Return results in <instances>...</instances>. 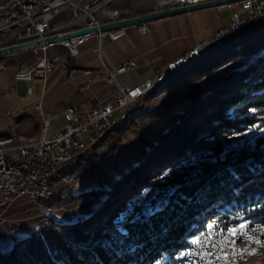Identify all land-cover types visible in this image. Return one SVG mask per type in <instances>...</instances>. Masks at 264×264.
<instances>
[{
  "label": "trees",
  "instance_id": "obj_1",
  "mask_svg": "<svg viewBox=\"0 0 264 264\" xmlns=\"http://www.w3.org/2000/svg\"><path fill=\"white\" fill-rule=\"evenodd\" d=\"M262 32L249 37L252 39L239 51L229 48L220 58L208 60L200 71L190 70L201 65L195 63L160 83L145 100L151 94L169 91L185 81L203 79L239 59L263 52L255 64L227 71L215 87L203 93V99L191 98L183 111L174 114L177 119L152 141L148 130L137 125L135 119L146 116L149 121H158L167 116L168 110L147 106L129 112L128 127L122 131L112 129L113 138L109 137L110 131L86 159H79L66 169H75L69 179L91 174L103 155L118 152L126 133L139 129L143 145L135 150L133 161L127 163L125 171L111 181L109 188L85 191L70 199L73 203L87 194H105L113 201L101 207L95 216L75 223L58 225L50 219L40 233L34 232L10 250L0 251V264H172L190 245V233L198 232L201 227L196 226L206 218L225 219L228 224L264 222V134L255 137L251 144L233 142L234 137L255 128L260 120L259 109L264 108ZM247 39L229 45H240ZM148 141L149 147H145ZM103 147L105 152L100 155L98 150ZM178 167L184 171L177 172ZM187 169H192L189 177ZM61 172L50 178L51 187L61 181ZM168 186L174 187L172 193L156 208L150 207L136 218H123L114 226L120 212L130 210L124 194L134 198ZM62 201L54 196L43 205L53 208ZM94 223L97 228L93 231Z\"/></svg>",
  "mask_w": 264,
  "mask_h": 264
},
{
  "label": "built area",
  "instance_id": "obj_2",
  "mask_svg": "<svg viewBox=\"0 0 264 264\" xmlns=\"http://www.w3.org/2000/svg\"><path fill=\"white\" fill-rule=\"evenodd\" d=\"M211 1L218 0H153L152 11ZM236 4L239 6V11L231 16L227 24L210 33L161 68L152 69L148 63H138L134 59L113 68H108L101 62L99 70L68 65L70 59L78 56L80 44L95 39L97 46L93 51L100 55L102 41L118 40L125 34V28L107 32L98 31L28 49L33 54L34 62L29 67L15 72L13 83L17 86L35 81L42 87L39 95H36L30 87H27L24 93L25 97L33 99V108L38 113L41 141L34 143V148H24V141H32V137L14 138L16 125L12 119V111L6 112L10 120L9 131L6 135L0 136V217L18 201L35 203L36 195L50 194L52 187L49 181L47 189H38L37 179L47 180V173L65 167L75 156L86 155L93 136L106 132L110 122L115 118L123 117L131 107H135L137 98L144 95V88L152 82L156 74L165 71L167 64H175L188 56H194L220 40L241 35L244 30L253 26L264 25V0H241ZM232 5L224 4L217 8L222 10ZM120 20L122 17L111 7V0H3L0 6V48L99 27ZM135 27L140 34H145L149 30L147 22ZM56 48L62 49L63 54L52 50ZM60 65L64 66L63 83L82 84L89 90L102 84L110 90L106 99L97 100L90 109L83 112L67 107L62 112L64 124L59 130L50 134L52 124L45 116L43 94L48 74ZM140 69L144 70V73L138 74ZM0 71H6V65L3 63H0ZM170 91L174 94V98L180 101H183L185 95H199V89L187 86L186 82H182ZM18 164L31 167V174L18 172ZM167 189L158 191L157 197L160 196V192ZM131 208H135V205ZM221 222L227 229V236L224 238L233 239V233L228 232V229L235 228L240 232L239 226L244 224L247 227L243 230V238L255 237V240L260 241L264 239V222L244 221L228 224L225 219ZM224 238L218 240L224 244ZM241 239L236 238V240ZM233 250L225 249V253H217L215 250H210V246H202L198 243L191 245V251L184 252L182 257H185V264H222L224 256ZM201 256L204 257L203 260Z\"/></svg>",
  "mask_w": 264,
  "mask_h": 264
},
{
  "label": "rangeland",
  "instance_id": "obj_3",
  "mask_svg": "<svg viewBox=\"0 0 264 264\" xmlns=\"http://www.w3.org/2000/svg\"><path fill=\"white\" fill-rule=\"evenodd\" d=\"M120 1L121 4L125 3V0H120ZM140 1L148 2V0H134V5L135 4L138 5ZM130 2L132 3V0H130ZM237 11H239V6L238 4L234 3L231 7L222 10H218L217 7H209L201 10L192 11L189 13L177 14L174 16L153 20L154 22L150 21L147 23L154 24L155 21L157 22L160 21L157 25L158 32L157 35L154 36L153 28H151V31L148 34L147 39L151 43L153 42L160 43L162 40L165 41L166 42L165 45L161 47L164 54H169L171 52L179 53L180 51L183 52L189 47L191 41L190 39L192 37H197V38L202 37L208 31L218 26L221 21L224 22L230 20L231 16ZM190 14L192 15L189 16ZM130 30L131 29L128 30V38H130L131 41L137 42L139 40H142L140 35H137L135 31L130 33ZM250 39L252 38L245 40L240 45L239 44L227 45L215 51L210 56L201 59L199 61H196L195 63L201 62V65L198 64L197 66L190 68V70L192 71L195 69V72L200 71L201 67H203L208 62V60L220 58L221 56L224 55L226 51H228L229 48H231L233 51H239L240 47ZM92 43H93L92 40H88V42L84 45L86 49L85 52L80 55L79 57L80 59H82L86 54H89V48L92 46ZM262 54L263 52H259L255 54L253 57H250L249 59H239L235 63L226 65L222 67L220 70L213 72L212 74L205 75L203 79L185 81L187 84H190L197 80L198 81L200 80L202 83V86H200L201 91L198 85L200 81L197 83V86L199 87V92L200 93L202 92V96H199L200 93L199 95H195V96L190 95L188 97L189 100H191V97L192 98L197 97L199 99H203L204 98L203 93L209 92L213 87H215L220 82L221 78L224 76V74L227 71H231L233 68L234 69L240 68L248 64H255L256 58L258 56L260 57ZM186 68L187 65L183 70H185ZM137 73L140 74V70ZM69 85H72V83L70 84L66 83L64 87H68ZM27 86L31 87L35 94L40 93L41 87L35 82H29L28 84H26V86L20 85L16 89L22 92L25 91V88H27ZM156 88H154L152 92ZM13 90L14 87L11 88V91ZM189 102L190 101L182 102L174 98V94L170 90L163 92L161 94H156V95L151 94L150 97H148V99L145 100L142 107L146 108L147 106H151L154 107L155 109H167L168 110L167 116L161 118L158 121L155 120L152 122L149 121L146 116L138 115L139 117H137L135 120L137 122V125L139 126L142 125L148 130V134H147L148 138L150 141H152L157 137L159 132L164 127L169 126L168 123L173 122L174 120L177 119L176 117H173L174 114L183 111L187 107L188 105L187 103ZM10 103L12 105H16L17 101L11 99ZM23 104H25L24 101ZM259 111L261 113L260 120L258 124L255 126V128L246 130L239 138L234 137V141H233L234 144L244 143V142H249L251 144L255 137H258V135L260 134H264V108L259 109ZM60 116H61L60 114L55 116L56 119L52 121L53 130H58L63 125L64 122ZM167 117H171V118H167ZM129 122L130 121H128V123H126L125 126L120 130L122 131L126 127H128L130 125ZM135 130H138V132ZM38 133H39V123L37 126V131L35 136H37ZM18 134L23 136L20 133ZM114 136H115L114 132H112L109 135L110 138H113ZM142 136H143L142 132L137 128L126 133V135L123 138L120 149L118 150L117 153L113 155L105 156L102 154L105 152V148L104 147L101 149L99 148L98 151L100 155L101 154L103 155V157L99 160L98 165L96 166L94 171L89 175H83L78 178L73 177L69 179L68 177L75 172V169L73 171L71 170L62 171L60 173V176L62 177L61 181L57 185L53 186L52 190L54 193L53 197L56 196V198H61L63 199V201L58 202L53 208H46L43 205V203L45 202L43 203H37V202L29 203L27 201H23L22 203H20L21 201L16 202L15 205L10 207L0 217V251L6 252L10 250L16 242H18L21 239H24L25 237L33 234L34 232L40 233L42 228L45 225H47L50 219L54 222V224H58V225L63 223H75L79 219H86L88 217L95 216L97 212L101 209V207L105 205H109L113 200L110 202L111 198L105 194H102L100 196H92L87 194L82 196V198L80 197L77 200V202H73V203L70 201V199H72L73 197L76 198L82 193H86L85 191H91L95 189L105 191L106 189H108L111 184V181L115 180L121 174L122 171H125L127 163H131L133 161L135 157V150L138 147H140V145H143L144 139H142ZM150 141L146 142L145 147H149ZM176 171L182 173L184 171V168L178 167ZM186 171H187V177H189V175L192 172V169H187ZM165 188H168L169 193H172V189L174 187L171 186ZM158 191H160V189L155 190L152 193H149L147 191L144 193L142 192L139 195H135L134 198L132 196L131 197L128 196L127 193L124 194L125 197L128 196L127 198L124 197V199H125V203L126 202L129 203L130 210L129 211L127 210L123 213L120 212L119 217L117 219L115 218L113 221L114 226L116 227V224H119L125 218H129V217L136 218L138 214L145 213L150 207L156 208V206L160 204L159 202H161L162 199H165L167 195V191H162L160 192V197H157ZM52 198H50L49 200H51ZM154 200L156 202H154V205H152V202ZM149 203L151 205H149ZM133 205H135V208H131ZM200 227L201 224L200 226H196V228H200ZM96 228H97L96 223L91 225V230L94 231ZM195 233L196 232L190 233V239L193 237L192 235H194ZM251 252L253 254L249 255L245 253L243 254L242 257L241 255H236L235 261L238 264L239 263L242 264V262L243 264H264V246L261 247L258 246V249H255Z\"/></svg>",
  "mask_w": 264,
  "mask_h": 264
},
{
  "label": "crops",
  "instance_id": "obj_4",
  "mask_svg": "<svg viewBox=\"0 0 264 264\" xmlns=\"http://www.w3.org/2000/svg\"><path fill=\"white\" fill-rule=\"evenodd\" d=\"M111 7L114 10H117L122 18L127 19L152 12L153 0H148V2L140 1L138 5H134V0H132V3L130 2V0H125L124 4H121L120 0H111ZM191 15L192 14H190L189 16ZM159 22L160 21H155L154 24L147 23L149 30L145 34L138 33L136 27L134 26H131L132 28L128 27L129 29H131L130 33L135 31L137 35L141 36L142 40H139L137 42H133L130 40V38H128L129 29L125 28V34L118 40L112 42L107 40L102 41L100 46V55L93 51L97 46L95 39H90L93 43L92 46L89 48V54H86L82 59L79 58L80 55L85 52L86 48L84 47V45L88 42L86 41L79 45L78 56L70 59L68 61V64L72 67L99 70L101 69V62L106 67L113 68L128 60L134 59L138 63H148L152 69L161 68L167 62L175 59L178 56H181L187 50L192 48L197 42L207 37V35L214 32L221 26L227 24L229 20L224 22L221 21L218 26L208 31L200 38L192 37L190 39V45L185 51H180L179 53L171 52L169 54H164L163 50L161 49V47L165 45V41L162 40L160 43H154L152 41L153 43H151L147 39L151 28H153L154 31L153 35H157V25ZM52 50L62 54L64 52L60 48ZM3 57L4 58L2 61H0V63L6 65V71H0V136L6 135L9 131L10 120L9 117H7L6 115V112L11 110L12 119L16 125L15 130L17 131V133H20L25 137H33L36 134L38 126V113L33 108V99L25 97V91L20 92L16 89L18 86H26V84H18L17 86H15L13 83L14 73L20 69H25L29 67L34 62L33 54L29 50H24ZM63 73L64 66H58L52 73L48 74L46 86L44 88L43 108L45 110V116L50 120L52 124L49 132L50 134L57 131L53 130L52 123V121L56 119L55 116L60 114V117L63 119L64 122L62 112L67 107H73L77 111L83 112L85 110L90 109L97 100L106 99L110 90L109 87L102 84L93 87L92 90L86 89L82 84H72L68 87H64L66 83H63ZM140 73H144V70L140 69ZM35 83L41 87L39 83ZM13 87L14 90L11 91V88ZM15 91H17V94L15 93ZM41 91L42 87L40 93ZM11 99L17 101V104L12 105L10 103ZM23 101L25 104H23Z\"/></svg>",
  "mask_w": 264,
  "mask_h": 264
},
{
  "label": "bare ground",
  "instance_id": "obj_5",
  "mask_svg": "<svg viewBox=\"0 0 264 264\" xmlns=\"http://www.w3.org/2000/svg\"><path fill=\"white\" fill-rule=\"evenodd\" d=\"M2 2H3V0H0V6H2ZM262 31H264V25L253 26L249 29L244 30L241 35L230 36L224 40H220L219 42L215 43L214 45L207 47L206 50H201L199 53L195 54L194 56H188L187 58H184L183 60L175 62V64H167L165 71L156 74L154 76L152 82L147 87L144 88V95H142L140 98H137V105L135 107H131V109L128 110L127 113L123 115V117L115 118V120L113 122H110L108 124V127H106V132L97 133L93 136V140H91V146L88 148V152L86 153V155L75 156V158H73L70 161V163H67V165L65 167H62L59 170H55L53 172L47 173V180L46 179H37L38 189H47L48 188V181L50 180V178L52 176L58 174L59 172H61L63 170L70 169L71 167H73L77 163V161L79 159H82V158L86 159L89 156V154L92 152L93 147L95 145H97V143L107 133H109L112 129H116V130L122 129L128 121L129 112H134L137 109H139L140 107H142V105L144 104L145 98L152 92V90L154 88L157 87L158 84L166 81L170 75H175V74L179 73L180 71H182L186 67V65L189 66L190 64L195 63L196 61H199V60L205 58L206 56L214 53L215 51L223 48L224 46L229 45L230 43L240 42L241 40L247 39L253 35H256L259 32H262ZM199 81L198 80L194 81L190 84H187V86H194V88L199 89V87L201 85V81L200 82ZM197 83H198L199 87L197 86ZM189 96L190 95L183 96L182 102L190 101L188 98ZM137 106H138V108H137ZM14 138H21V135H19L15 129H14ZM40 141H41V134H40V130H39L38 135L35 137H32V141H24V148H34V143H40ZM18 172L23 173V174H31V167L27 166L26 164H18ZM166 191H167V195H166L165 199L161 200V203L164 202V200H166L171 194V193H169V189ZM53 194H54L53 190L50 189V194L36 195V202L37 203L46 202L50 198L53 197ZM163 198H164V196H163ZM221 220H223V219H215V218L214 219H209V218L204 219L201 222L200 230L198 232H196L194 235H192L193 237L191 239H189L190 245L182 251V253L178 257V260H176L172 264H185V257H182L184 252H190L191 251V245H196L198 243H201L202 246H210V250H215L217 253H225V249H236V250H245L246 249L247 252H249V251L251 252L255 249H258V246L261 247V245L254 242L255 237H245V238H242L241 240H236L235 243L231 242L232 241L231 238H224V236H227V229L224 226L223 222H221ZM210 226H211V229H210ZM210 231H211V233H210ZM218 238H224V244L222 243L221 240H218ZM194 241L196 243H194ZM261 241H264V239H262ZM213 245H215V247H213ZM236 255H241V254H239V251H237L236 254H233V252L227 253L224 256V260H223L222 264H238L235 261ZM242 256L243 255H241V257ZM247 258H250V257H247ZM242 264H243V262H242Z\"/></svg>",
  "mask_w": 264,
  "mask_h": 264
},
{
  "label": "water",
  "instance_id": "obj_6",
  "mask_svg": "<svg viewBox=\"0 0 264 264\" xmlns=\"http://www.w3.org/2000/svg\"><path fill=\"white\" fill-rule=\"evenodd\" d=\"M241 0H218V1H211V2H205L201 4L186 6V7H179V8H172V9H165L161 11H152L146 14L134 16L127 19H122L120 21H116L109 24L100 25L99 27H92L87 28L79 31H74L66 34H60V35H53L49 37H45L42 40H35V41H29L24 42L16 45L6 46L0 48V57L13 54L16 52L28 50L32 47L40 46L41 44H48L55 41L60 40H69L72 38H77L82 35H87L90 33H97L99 32H107L112 31L116 29L121 28H128L131 26H135L141 23L150 22L157 19H162L170 16H174L177 14H183V13H189L196 10H201L209 7H218L224 4H234Z\"/></svg>",
  "mask_w": 264,
  "mask_h": 264
},
{
  "label": "snow or ice",
  "instance_id": "obj_7",
  "mask_svg": "<svg viewBox=\"0 0 264 264\" xmlns=\"http://www.w3.org/2000/svg\"><path fill=\"white\" fill-rule=\"evenodd\" d=\"M247 226L246 225H244V224H241L240 226H239V228H240V232H238L237 231V229H235V228H230V229H228V232H230V233H233V239H232V243H235V241H236V238L237 237H240V238H243V230L246 228ZM210 229H211V226H210ZM210 239V238H209ZM255 243H257V244H259V245H261V246H264V241H260V240H255L254 241ZM194 243H196L195 241H194ZM213 247H215V245H213ZM237 253V250H233V254H236ZM245 253H247V254H249V255H251V254H253L252 252H247V250L245 249V250H239V254H241V255H243V254H245ZM218 259H219V257H217ZM204 259V257L203 256H201V260H203Z\"/></svg>",
  "mask_w": 264,
  "mask_h": 264
}]
</instances>
